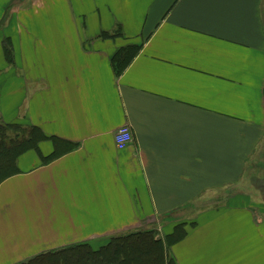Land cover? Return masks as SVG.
Returning a JSON list of instances; mask_svg holds the SVG:
<instances>
[{"label":"crops","instance_id":"crops-1","mask_svg":"<svg viewBox=\"0 0 264 264\" xmlns=\"http://www.w3.org/2000/svg\"><path fill=\"white\" fill-rule=\"evenodd\" d=\"M26 1L0 0V120L38 136L0 184V264L177 228L175 264H264V220L208 206L264 146L263 0Z\"/></svg>","mask_w":264,"mask_h":264},{"label":"trees","instance_id":"trees-1","mask_svg":"<svg viewBox=\"0 0 264 264\" xmlns=\"http://www.w3.org/2000/svg\"><path fill=\"white\" fill-rule=\"evenodd\" d=\"M5 50L10 56L8 44ZM138 51L139 48L129 46L114 55L112 64L116 75L122 74ZM37 141L34 128L4 124L0 120V184L16 173L18 157L35 147ZM261 187L264 189V184ZM184 237L182 228L175 229L164 239L157 238L155 231L142 230L112 237L96 251L88 245H77L41 254L22 264H175L169 249Z\"/></svg>","mask_w":264,"mask_h":264},{"label":"rangeland","instance_id":"rangeland-1","mask_svg":"<svg viewBox=\"0 0 264 264\" xmlns=\"http://www.w3.org/2000/svg\"><path fill=\"white\" fill-rule=\"evenodd\" d=\"M30 3L31 0H27ZM263 16H264V0H263ZM252 162L250 163L249 169L245 173V178L241 183L231 190L225 189L221 193H217L215 197L211 196V204L216 208L224 207H242L246 206L248 209L252 210L256 217L264 220V146L263 149L257 152L253 156ZM232 193V198L228 199L229 193ZM237 196V197H234ZM201 206V205H200ZM156 237L164 239L163 235L155 229Z\"/></svg>","mask_w":264,"mask_h":264},{"label":"built area","instance_id":"built-area-1","mask_svg":"<svg viewBox=\"0 0 264 264\" xmlns=\"http://www.w3.org/2000/svg\"><path fill=\"white\" fill-rule=\"evenodd\" d=\"M115 145L118 150H124L131 142L132 135L128 126L121 127L114 136Z\"/></svg>","mask_w":264,"mask_h":264}]
</instances>
